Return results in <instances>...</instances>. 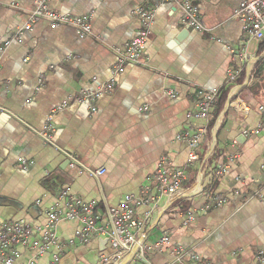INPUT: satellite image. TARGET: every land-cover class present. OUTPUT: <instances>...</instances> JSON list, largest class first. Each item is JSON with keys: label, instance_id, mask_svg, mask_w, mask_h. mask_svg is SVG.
<instances>
[{"label": "crops", "instance_id": "obj_1", "mask_svg": "<svg viewBox=\"0 0 264 264\" xmlns=\"http://www.w3.org/2000/svg\"><path fill=\"white\" fill-rule=\"evenodd\" d=\"M37 1L0 0L1 41L28 23ZM244 1L197 0L206 32L185 29L180 10L161 0L50 3L61 14L89 16L92 34L81 39L75 29L42 19L0 56V220L43 225L46 211L76 198L95 202L105 225L109 207L154 188L160 161L167 157L186 169V197L182 207L162 199L140 231V240L151 247L147 261L194 264L196 254L212 264H264V40L250 39L235 18ZM138 9L154 10L142 64L114 75L140 29ZM243 52L248 61L234 93L249 113L236 112L230 90L213 127L216 103L212 109V156L208 159L212 148L204 146L200 159L189 162L188 146L177 137L207 125L191 117L199 110L198 93L218 91L220 97L228 73L242 66L238 53ZM112 79L115 89L94 103L95 113L77 103L58 110L78 91H96ZM51 115L49 143L39 133ZM22 159L34 165L24 169ZM221 167L226 172L219 176ZM100 168L106 169L100 178L89 173ZM214 196L227 204L207 208ZM148 210L138 206L135 215L142 218ZM78 229L76 222L59 225L65 245L59 264H100V256L112 252L109 243L97 235L81 244ZM164 236L170 244L154 248ZM174 246L188 251L181 263L171 252ZM56 253L51 246L35 264H51ZM31 257L20 248L14 264H28Z\"/></svg>", "mask_w": 264, "mask_h": 264}, {"label": "built area", "instance_id": "obj_2", "mask_svg": "<svg viewBox=\"0 0 264 264\" xmlns=\"http://www.w3.org/2000/svg\"><path fill=\"white\" fill-rule=\"evenodd\" d=\"M57 1L60 0H38L28 23L18 29L11 38L4 41L0 40V56L12 43L20 41L24 32L30 31L34 23L42 19L48 20L53 27L68 26L75 29L81 39L91 36L90 17L87 15L72 16L61 14L50 7V3ZM161 1L173 4L180 10L181 24L185 29L200 32L210 31L201 21L199 8L196 4L197 0ZM136 15L140 20V29L137 35L129 42L119 59L114 75L123 73L127 65L142 64L146 43L151 33L150 28L154 20V10L138 9ZM235 18L242 24L243 30L250 39L264 40V0H245L236 11ZM247 58L248 56L244 52L238 53V60L242 66L228 73L226 85L231 90L232 106L240 115H247L249 107L243 102L240 95L234 93V91L238 88L237 85L240 80L243 79L242 74L247 65ZM114 89V79H112L96 91L80 90L58 110H63L70 104L77 103L90 105L92 112L95 113L97 109L94 103L101 96L112 93ZM168 95L171 98H176L171 92H168ZM198 95L200 97L199 110L191 113V117L205 120L207 125L198 127L193 131L184 132L177 137L178 141L184 142L188 146L189 162H195L200 159L198 154L200 148L204 146L210 149L213 148V142L209 139L210 130L208 126L212 121V109L219 98V92L200 90ZM52 121L53 115L48 117L43 130L39 133L49 143H51L50 135L54 132ZM219 124L220 120L217 121L216 126L213 128L214 136ZM212 154L211 152L208 159ZM232 158H235V156H232ZM20 164L24 169H27L29 166L34 165V161L22 159ZM225 172L226 167H221L216 174L221 176ZM89 173L95 178H100L106 173V169L89 170ZM47 174H50V172H47ZM155 179L156 185L153 189L145 188L137 197L126 195L117 207H109L105 225L101 224V216L97 212L95 202H85L76 198H71L65 203H58L46 211V222L43 225L0 220V264H14L20 256V248H27L31 252L32 257L28 264H35L39 258L47 254L51 246L57 248V253L54 254L51 264H59L65 245L60 242L57 230L59 225L64 222H76L79 224L76 239L81 244H90L97 235L105 237L112 252L107 255H101L100 264H122L127 260V264H137L138 262L150 264L147 261L146 254L151 247L140 240L139 233L145 227L153 211L160 209L162 199L169 198L178 203L180 201L183 202L186 197V189L184 187V182L187 179L186 169L176 168L169 158L163 157ZM66 197L67 193L65 192L62 198ZM210 201L211 204L207 208L216 209L227 204V199L224 197L214 196ZM138 206L149 208L142 218H138L135 215V210ZM187 218L192 220L193 216L188 213ZM70 244L73 245L74 241H70ZM169 244L170 238L164 236L154 248L160 249L162 246ZM171 252L176 261L180 263L188 254V251L180 246L171 247ZM191 257L194 264H212L200 255L193 254Z\"/></svg>", "mask_w": 264, "mask_h": 264}, {"label": "trees", "instance_id": "obj_3", "mask_svg": "<svg viewBox=\"0 0 264 264\" xmlns=\"http://www.w3.org/2000/svg\"><path fill=\"white\" fill-rule=\"evenodd\" d=\"M229 93H230V88H226V90L220 95L218 102H216L217 107H218V112H217V115H215L214 123L212 124V127L215 124V121L217 120V118L219 117V111L223 108V106H224V104H225V102H226V100L228 98ZM183 203L184 202H181L180 201L179 203H177L176 206L182 207L183 206Z\"/></svg>", "mask_w": 264, "mask_h": 264}, {"label": "water", "instance_id": "obj_4", "mask_svg": "<svg viewBox=\"0 0 264 264\" xmlns=\"http://www.w3.org/2000/svg\"><path fill=\"white\" fill-rule=\"evenodd\" d=\"M243 87H245V86H243ZM229 104H230V101H229ZM213 151H214V145H213V148H212V153H213ZM128 261V260H127ZM127 261H125L124 263H122V264H127L128 262Z\"/></svg>", "mask_w": 264, "mask_h": 264}]
</instances>
